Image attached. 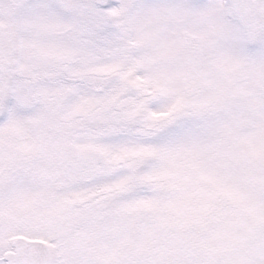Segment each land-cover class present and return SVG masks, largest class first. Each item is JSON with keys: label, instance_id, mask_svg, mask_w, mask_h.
I'll list each match as a JSON object with an SVG mask.
<instances>
[{"label": "snow or ice", "instance_id": "snow-or-ice-1", "mask_svg": "<svg viewBox=\"0 0 264 264\" xmlns=\"http://www.w3.org/2000/svg\"><path fill=\"white\" fill-rule=\"evenodd\" d=\"M0 264H264V0H0Z\"/></svg>", "mask_w": 264, "mask_h": 264}]
</instances>
